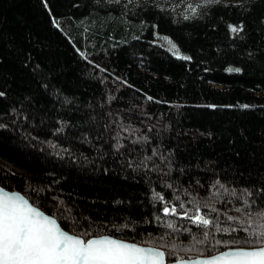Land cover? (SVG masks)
<instances>
[{
  "label": "trees",
  "instance_id": "trees-1",
  "mask_svg": "<svg viewBox=\"0 0 264 264\" xmlns=\"http://www.w3.org/2000/svg\"><path fill=\"white\" fill-rule=\"evenodd\" d=\"M0 125V186L70 234L246 247L215 241L264 223V0H0Z\"/></svg>",
  "mask_w": 264,
  "mask_h": 264
},
{
  "label": "snow or ice",
  "instance_id": "snow-or-ice-1",
  "mask_svg": "<svg viewBox=\"0 0 264 264\" xmlns=\"http://www.w3.org/2000/svg\"><path fill=\"white\" fill-rule=\"evenodd\" d=\"M219 0H206V3H218ZM193 14L197 9L189 5ZM185 16V19H188ZM232 32L238 28L229 26ZM167 40V38H165ZM171 48L176 49L171 41H167ZM179 59L178 50L174 51ZM233 71V69H228ZM239 71V69H235ZM151 99V98H150ZM246 107V106H245ZM2 127V125H0ZM247 191V190H246ZM234 194V193H233ZM251 195V192H247ZM163 199V197H160ZM180 207H183L181 204ZM215 211V209H212ZM165 216L175 214L176 208L163 209ZM236 211H241L237 208ZM184 216L192 224L202 229H208L213 221L203 215ZM259 220L264 221V212H258ZM228 217V220H234ZM249 229L253 228L251 213H249ZM167 227L172 229V223ZM217 232H228L230 229H215ZM186 231H191L186 229ZM237 231V229H231ZM204 240L210 233L203 231ZM202 243L203 241H197ZM224 243L243 244L234 250L220 252L205 259L184 261L182 258L176 264H264V223L256 224L255 230H249L244 237H234L230 241H215L219 245ZM0 264H165V253L152 248H144L134 243H126L109 236L84 239L82 236L71 235L62 230L57 219L45 215L37 207L32 206L23 196L0 189Z\"/></svg>",
  "mask_w": 264,
  "mask_h": 264
},
{
  "label": "water",
  "instance_id": "water-1",
  "mask_svg": "<svg viewBox=\"0 0 264 264\" xmlns=\"http://www.w3.org/2000/svg\"><path fill=\"white\" fill-rule=\"evenodd\" d=\"M0 189H3L4 191H6V192H8L9 194H12V193H15V194H18V195H21V196H23L25 199H27L21 192H18V191H11V190H7V189H5L4 187H2V186H0ZM28 200V199H27ZM29 201V200H28ZM30 203V202H29ZM31 204V203H30ZM32 206H34V205H32ZM35 207V206H34ZM39 209V208H38ZM40 211H42L41 209H39ZM42 212H44V211H42ZM44 214L45 215H48L47 213H45L44 212ZM48 216H50V215H48ZM50 217H52V216H50ZM52 218H54V217H52ZM58 222V221H57ZM59 224V223H58ZM60 225V224H59ZM62 228V227H61ZM62 230H64L63 228H62ZM65 231V230H64ZM67 232V231H66ZM70 234V233H69ZM71 235H73V234H71ZM103 236H109V235H103ZM97 237H99V236H97ZM110 238H114V237H112V236H109ZM92 238H96V237H92ZM115 239H117V238H115ZM123 242H126V243H132V242H128V241H124V240H122ZM134 244H136V243H134ZM138 246H141V247H144V248H152V249H155V250H158V251H162V252H164L162 249H160V248H157V247H153V246H144V245H139V244H137ZM237 248V247H236ZM235 248H227V249H225V250H222V251H220V252H223V251H228V250H234ZM220 252H218V253H216V254H213V255H218ZM165 253V252H164ZM213 255H209V256H199V257H195V258H186V259H183L184 261H189V260H195V259H205V258H209V257H211V256H213ZM176 261L177 260H175V261H171V262H168L167 260H166V257H165V264H176Z\"/></svg>",
  "mask_w": 264,
  "mask_h": 264
},
{
  "label": "rangeland",
  "instance_id": "rangeland-1",
  "mask_svg": "<svg viewBox=\"0 0 264 264\" xmlns=\"http://www.w3.org/2000/svg\"><path fill=\"white\" fill-rule=\"evenodd\" d=\"M197 1L198 3H206V0H195ZM221 1V0H219ZM223 1H226V2H235L236 0H223ZM16 172H20L19 170L15 169Z\"/></svg>",
  "mask_w": 264,
  "mask_h": 264
}]
</instances>
